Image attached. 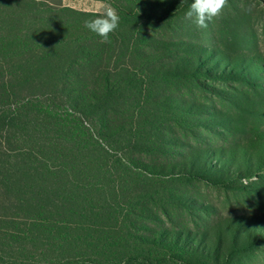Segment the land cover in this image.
<instances>
[{"label": "trees", "instance_id": "trees-1", "mask_svg": "<svg viewBox=\"0 0 264 264\" xmlns=\"http://www.w3.org/2000/svg\"><path fill=\"white\" fill-rule=\"evenodd\" d=\"M95 1L107 41L85 27L103 12L0 0V264H247L264 212L221 220L192 188L264 197V133L205 136L239 124L214 85L263 87L264 57L185 19L193 0Z\"/></svg>", "mask_w": 264, "mask_h": 264}, {"label": "rangeland", "instance_id": "rangeland-1", "mask_svg": "<svg viewBox=\"0 0 264 264\" xmlns=\"http://www.w3.org/2000/svg\"><path fill=\"white\" fill-rule=\"evenodd\" d=\"M65 6L86 11L103 12L105 2L95 0H63ZM218 27L216 38L221 45L233 48V54L243 57L260 54L264 57V5L258 0H232L227 3L219 17L214 18ZM215 30V29H213ZM263 76L256 80L264 81ZM224 90L217 99L218 106L239 124L234 129H219L220 134L206 133V140L213 149L226 150L241 146L255 138L260 140L264 133V86H242L231 82L228 86L215 84ZM218 133V132H217ZM258 178L245 179L243 184H254ZM193 195L200 197L204 204L213 206V215L221 220L233 217L261 216L264 212V197L237 196L231 191H225L205 185L192 188ZM184 219L185 217H181ZM171 226V225H169ZM247 264H264V245L251 254Z\"/></svg>", "mask_w": 264, "mask_h": 264}, {"label": "clouds", "instance_id": "clouds-1", "mask_svg": "<svg viewBox=\"0 0 264 264\" xmlns=\"http://www.w3.org/2000/svg\"><path fill=\"white\" fill-rule=\"evenodd\" d=\"M227 3L228 0H193L185 13V19L194 22L198 28L205 29L208 22L221 15ZM119 21L117 11L111 5H105L101 15L85 21V27L107 41L109 35L118 28Z\"/></svg>", "mask_w": 264, "mask_h": 264}]
</instances>
